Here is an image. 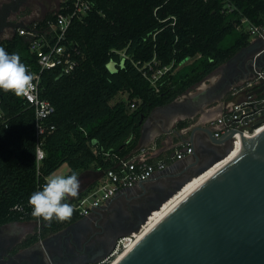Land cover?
Masks as SVG:
<instances>
[{"label":"trees","instance_id":"16d2710c","mask_svg":"<svg viewBox=\"0 0 264 264\" xmlns=\"http://www.w3.org/2000/svg\"><path fill=\"white\" fill-rule=\"evenodd\" d=\"M91 1L92 10L73 20L65 41L75 68L70 73L62 67L41 73V97L55 107L50 120L55 129L45 138L46 157L39 173L34 109L22 97L0 91V108L9 119L8 126L0 128V227L23 219L37 221L28 200L64 164L70 167L67 175L75 171L86 184L117 169L114 155L129 157L154 108L175 101L250 44L252 34L244 19L264 27V0ZM59 8L48 11L31 29L52 39L50 26ZM0 47L18 53L32 71L40 70L30 40L19 32L1 40ZM165 68L153 85L151 76ZM120 94L126 98L112 104ZM98 181L68 202L74 207ZM81 217L74 207L68 221L41 220V235L37 232L33 241Z\"/></svg>","mask_w":264,"mask_h":264},{"label":"water","instance_id":"95a60500","mask_svg":"<svg viewBox=\"0 0 264 264\" xmlns=\"http://www.w3.org/2000/svg\"><path fill=\"white\" fill-rule=\"evenodd\" d=\"M11 25L15 32L21 27L19 23ZM260 39L261 46L230 82V88L255 74L253 63H256L257 70L264 68V38ZM250 48H255V42H250L225 64L232 63L241 52ZM260 92H264V81L254 91ZM175 102L176 100L154 108L150 116L157 108L173 105ZM147 121L148 118L143 121L142 129ZM197 131H202L209 142V148L205 150V154L209 156L206 164L194 174L187 175L201 161L202 155L195 153V162L186 164L176 175L168 174L169 170L164 171L169 186L156 188L146 199L147 207L143 215L138 220L135 219V223L125 232H116L113 239L107 234L97 238L99 248L96 249L87 245L93 235H88L85 231H72L77 225L74 222L50 238L57 241L62 239L56 251H52L47 239L41 237L30 248L32 252L38 250V254L31 260H21V250L11 247L4 255L5 264L17 261L20 264H40L41 260L45 264L102 262L112 253L119 238L139 231L151 214L161 209L189 181L225 160L234 150L232 133L216 138L212 130L202 126L191 130L188 141L195 149ZM222 147L224 148L220 152ZM102 176L103 174L94 176L93 182H88L80 192H84ZM176 178L182 179L174 180ZM152 182L154 178L140 182L138 186L144 188ZM94 215L95 212L90 217ZM86 221L87 219L83 220ZM71 228L73 229L70 230ZM123 255L116 264H264V131L252 143L245 138L237 158L202 182Z\"/></svg>","mask_w":264,"mask_h":264},{"label":"crops","instance_id":"0c3cea01","mask_svg":"<svg viewBox=\"0 0 264 264\" xmlns=\"http://www.w3.org/2000/svg\"><path fill=\"white\" fill-rule=\"evenodd\" d=\"M63 1L56 0L52 6L55 7L54 9H58ZM23 3L17 13L16 21L13 22L21 24V27L16 32L23 28L31 29L32 24L44 19L47 12L51 11L46 10L43 15L41 14L42 16L36 17L35 10L37 8L41 9L46 5L43 6L44 4L41 3L30 4V11L27 12L28 6L25 2ZM10 33H15L13 26ZM260 38L262 37L254 36L251 38V42H258L259 46L241 52L235 61L219 66L204 80L186 90L176 99L174 108L171 105L157 108L152 116L149 115L145 128L141 131L138 144L129 157H135L138 161H165L168 163L167 170H169L168 174L170 175H176L186 164L195 162V153L202 155L201 161L187 175L194 174L198 168L204 166L209 157L205 154V150L209 148L208 139L202 131H197L195 133V140L197 141L195 149L188 141L191 130L196 126H202L213 132L216 131L218 127L213 126L212 123L219 120L234 102L243 99L244 96L241 94H232L229 87L230 82L237 76L242 66L247 65L251 57L255 55L261 46L262 40ZM183 65H187V63ZM180 122H185L186 125L181 127L179 126ZM185 147H192L193 153L185 155L182 159H177L175 156L176 152L184 151ZM223 148L220 149V152H222ZM152 178H154V182L146 187L141 188L137 185L130 190L121 191L103 206L91 210L88 215H82L75 222L77 225H75V230L72 231H75V233L85 231L88 235H91L101 226L107 214H110L116 218L118 226L123 228L120 231L125 232L130 225L135 223V217L125 210L127 203L145 200L156 191L157 187H167L170 184L163 172H157ZM80 182L81 184L84 182V177L80 179ZM93 212H95L94 217H90ZM84 219H87V221L83 222ZM37 232V221L34 219L13 221L1 226L0 253L5 255L9 248L15 247L23 253L21 260H31L38 254V250L30 251L32 244L36 242L33 240ZM100 237H104V234H101L98 238L100 239ZM97 241L98 239L89 240L87 245L94 246L97 249L99 248ZM55 243H62V239L56 240Z\"/></svg>","mask_w":264,"mask_h":264},{"label":"built area","instance_id":"2783aa9c","mask_svg":"<svg viewBox=\"0 0 264 264\" xmlns=\"http://www.w3.org/2000/svg\"><path fill=\"white\" fill-rule=\"evenodd\" d=\"M63 2L66 5L59 8L57 20L50 26L51 31L55 32L52 39L41 36L36 29L23 28L18 31L19 34L30 40V50L37 57V63L40 66L38 72L32 71L31 66H27L33 75L34 87L27 96H22L27 105L33 108L35 112L38 173L46 157L45 138L55 129V125L51 124L50 121L55 113V107L49 100L41 97V73L44 70L56 67H62L65 73H70L75 68L76 61L69 55V49L65 43L67 33L75 18H82L93 8L91 0H64ZM242 23L247 26L252 36L264 37V27L254 25L247 19H244ZM253 68L255 74L252 77L231 87L232 94H241L244 96L243 99L234 102L219 120L212 123L213 126L218 127L213 132L216 138L232 133L234 147L239 136L254 134L264 127V92L254 93L264 81V68L257 70L256 63H253ZM167 70L168 68H165L153 74L150 78L152 84L156 85L157 80ZM134 107L135 105L131 106L132 109ZM8 121L9 119L4 116L0 108V128L7 127ZM192 153V147H185L184 151H177L175 156L177 159H182L185 155ZM114 159L118 163V168L107 170L103 178L75 204V209L81 215H88L91 210L103 206L117 193L132 189L140 182L151 179L157 172H164L168 168V163L165 161H138L135 157H120L118 155H114ZM146 225L147 222L141 226L139 231L119 238L112 253L98 264H112L130 250L140 239V235H143ZM37 227L40 236L42 232V221L40 219H37Z\"/></svg>","mask_w":264,"mask_h":264},{"label":"clouds","instance_id":"9594fccd","mask_svg":"<svg viewBox=\"0 0 264 264\" xmlns=\"http://www.w3.org/2000/svg\"><path fill=\"white\" fill-rule=\"evenodd\" d=\"M33 87V75L21 62L20 55L9 54L0 47V91L22 97L27 96ZM80 186L79 175L75 171L70 175L48 177L42 190L33 192L28 200L31 215L49 223L70 220L74 207L68 200L78 197Z\"/></svg>","mask_w":264,"mask_h":264},{"label":"flooded vegetation","instance_id":"af4514ba","mask_svg":"<svg viewBox=\"0 0 264 264\" xmlns=\"http://www.w3.org/2000/svg\"><path fill=\"white\" fill-rule=\"evenodd\" d=\"M47 1V0H46ZM45 1V3H46ZM25 0H0V36L8 33L12 29L11 23L16 21L17 13L19 12L21 6L24 4ZM260 44L258 42L255 43V46H259ZM174 102V101H173ZM174 108V104L171 105ZM178 180V179H174ZM86 183H82L80 186V189L84 188ZM147 200H140L138 202L132 201L127 203L125 210L132 214V216L135 217L136 220H138L146 210ZM135 220V221H136ZM71 228L70 230H72ZM123 228L118 226V222L116 221V218L110 214H107L105 217L103 223L100 227L97 228V231L92 233L93 238L91 240L97 239L101 234H107L113 239V236L116 232L122 230ZM52 235L45 236V239H47L48 247L52 251H56L58 248L57 246L59 244L55 243V239H50ZM44 238V237H42ZM37 242V241H36ZM35 242V243H36ZM4 254L0 253V264H5L6 261L3 260ZM40 264H45L43 260L39 262ZM13 264H20L18 261L17 263Z\"/></svg>","mask_w":264,"mask_h":264},{"label":"bare ground","instance_id":"6f19581e","mask_svg":"<svg viewBox=\"0 0 264 264\" xmlns=\"http://www.w3.org/2000/svg\"><path fill=\"white\" fill-rule=\"evenodd\" d=\"M264 131V127L257 130L254 134L241 135L237 140V143L234 147V150L231 154L223 161L215 165L214 167L207 170L205 173L201 174L193 178L189 181L183 189H181L175 196H173L170 200H168L161 209L154 211L147 221V225L145 227V231L140 235V238L144 236L146 232H148L155 224L161 220L174 206H176L181 200H183L188 194H190L193 190H195L202 182L212 176L217 170H219L222 166L229 163L239 156V153L242 148V144H244V139L246 138L249 143H252L262 132ZM124 255H121L118 259H116L112 264H116L118 260H120Z\"/></svg>","mask_w":264,"mask_h":264},{"label":"rangeland","instance_id":"374dc122","mask_svg":"<svg viewBox=\"0 0 264 264\" xmlns=\"http://www.w3.org/2000/svg\"><path fill=\"white\" fill-rule=\"evenodd\" d=\"M45 1L46 0H25V3H26V5L28 6V7H30L29 5L31 4H44V5H46L45 7H43V8H37L36 10H35V12H36V14H35V16L36 17H38V16H40L41 14L43 15L44 14V11H46V10H53L55 7L54 6H52V4L54 5L55 4V1L56 0H50V3H47V1H46V3H45ZM49 1V0H48ZM57 3V2H56ZM43 5V6H44ZM57 7V6H56ZM39 9H40V11H39ZM41 15V16H42ZM245 29H248L247 28V26H245ZM12 34L9 32V33H7V34H4L1 38H0V41L1 40H3V39H6V38H8V37H10ZM254 36H252V38H253ZM190 59H187L185 62H183L182 63V65L183 64H185V63H187V64H189L188 62H192L193 60H194V58H192L190 61H189ZM182 65H180L179 67H178V69L179 68H182L183 66ZM182 66V67H181ZM126 98V95H122V94H120V95H118L117 97H115L112 101H111V103L113 104V103H115L116 101H118V100H121V99H125ZM69 171H70V167L68 166V164H64V165H62L55 173H53L51 176H53V175H67L68 173H69Z\"/></svg>","mask_w":264,"mask_h":264}]
</instances>
